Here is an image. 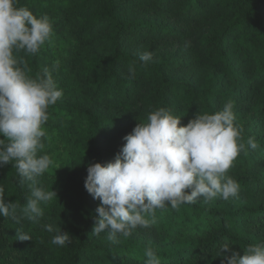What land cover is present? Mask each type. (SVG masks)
<instances>
[{
  "label": "trees",
  "instance_id": "trees-1",
  "mask_svg": "<svg viewBox=\"0 0 264 264\" xmlns=\"http://www.w3.org/2000/svg\"><path fill=\"white\" fill-rule=\"evenodd\" d=\"M0 94V264L61 145L81 170L42 264H264V0H0Z\"/></svg>",
  "mask_w": 264,
  "mask_h": 264
},
{
  "label": "rangeland",
  "instance_id": "rangeland-1",
  "mask_svg": "<svg viewBox=\"0 0 264 264\" xmlns=\"http://www.w3.org/2000/svg\"><path fill=\"white\" fill-rule=\"evenodd\" d=\"M139 6H137L136 11L138 15L152 16L155 13L152 9L145 8L148 7L147 5H144L145 7ZM138 47H141V52L145 57L157 55L161 50H177V52L186 53L189 58L187 75L193 76L196 80H203L210 71V65L204 57L193 54L188 49H182L179 44L165 43L164 49H162L163 41L159 44L146 41V43H140ZM83 54H85L84 51L80 50L77 56ZM0 100H3L1 94ZM3 108L8 109V105L5 104ZM60 148L61 154L59 156L55 152H52L50 156L53 162L60 166L64 175L53 174L50 181H45L38 186L40 192L47 198V203L43 208V212L38 215L36 225L16 227L15 232L23 229V235L18 238V244L26 250L27 257L22 262L15 261L13 264L44 263L50 249L53 247L54 239L63 236L61 221L70 212V200H74L76 197V180L81 168L74 163H69L67 149L63 145ZM134 179L135 177H124L120 180L121 186H130ZM112 191L113 187H109V192ZM102 195L97 194V199Z\"/></svg>",
  "mask_w": 264,
  "mask_h": 264
}]
</instances>
